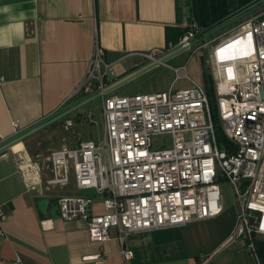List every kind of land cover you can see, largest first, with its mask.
Segmentation results:
<instances>
[{
  "label": "built area",
  "instance_id": "1",
  "mask_svg": "<svg viewBox=\"0 0 264 264\" xmlns=\"http://www.w3.org/2000/svg\"><path fill=\"white\" fill-rule=\"evenodd\" d=\"M195 33L193 25L179 42L186 44ZM196 46V51H211L205 72L213 96L187 74L189 84L183 88H173L177 76L168 90L107 96L111 64L97 44L74 94L101 98V138H78L74 145L50 150L44 158L47 175L37 160L19 150L17 165L31 186L44 182L47 189L64 190L56 196L60 219L84 221L90 240L98 243L117 230L122 264L133 258L125 245L128 235L221 214V179L230 184L238 207L229 242L242 238L262 264L257 241L264 240V10ZM141 55L156 60L157 54ZM92 117V112L86 116ZM74 121L66 118L62 129L70 130ZM12 125L13 135L22 130L18 120ZM163 134L170 135V144L154 147L153 137ZM96 205L101 212H95ZM4 220L0 209L1 236ZM86 259L101 264L99 254ZM9 264L23 262L16 256Z\"/></svg>",
  "mask_w": 264,
  "mask_h": 264
},
{
  "label": "crops",
  "instance_id": "2",
  "mask_svg": "<svg viewBox=\"0 0 264 264\" xmlns=\"http://www.w3.org/2000/svg\"><path fill=\"white\" fill-rule=\"evenodd\" d=\"M183 2L0 0V143L13 136L14 120L24 129L83 98L74 90L97 44L113 78L144 62L142 53L158 54L173 45L167 44L166 35L175 39L185 26L177 18L178 9H185ZM80 115L79 109L63 119ZM33 135L0 150V209L5 215L0 264L16 256L23 264H98L86 259L95 254L101 264H122L115 228L110 239L91 241L84 221L58 217L56 196L64 190L47 189L44 182L31 186L23 176L17 165L19 150L48 174L44 158L49 151L32 155L27 150ZM75 143L64 139L62 146ZM101 211L96 205L95 212ZM197 222L202 221L192 224ZM192 224L128 235L125 245L133 251L128 264H214L219 252L234 242L229 235L206 257L192 259L183 252L185 231Z\"/></svg>",
  "mask_w": 264,
  "mask_h": 264
},
{
  "label": "rangeland",
  "instance_id": "3",
  "mask_svg": "<svg viewBox=\"0 0 264 264\" xmlns=\"http://www.w3.org/2000/svg\"><path fill=\"white\" fill-rule=\"evenodd\" d=\"M187 10V9H186ZM183 21L185 17H182ZM243 19L239 22H242ZM225 29L216 35H211L210 38L200 42L201 45L205 42H210L219 37ZM217 40L211 43L215 46ZM197 46L181 52L165 63H160L155 67L141 73L138 76L131 78L107 96L111 95H132L138 93H152L156 91L168 90L173 80L178 76L179 79L173 85L174 89L186 87L189 81L184 77L186 74L199 83L206 86V72L208 61L211 58V51L207 47H203L196 51ZM179 68L177 72L173 69ZM107 79L113 77L109 72ZM81 115L75 119L73 127L65 131L62 129V119L49 124L34 133V135L26 143L27 150L34 155L36 152L46 153L52 149H58L66 143L77 142V137L82 140L93 139L98 141L102 136L103 131V115L101 98L97 97L80 108ZM92 112V120L86 118L87 114ZM64 120V119H63ZM170 135H156L153 137L154 147L163 148L170 144ZM219 190L223 199V211L215 218L208 219L202 222H197L186 228V244L184 255H191L192 259L196 256L206 257L208 251L218 247L226 237H232L236 228L237 203L230 184L221 179L219 182ZM242 238L234 240L232 244L226 246L225 249L219 252L214 259V264H257L254 256L247 250V247L241 245ZM246 250V251H245ZM244 251L246 253H244Z\"/></svg>",
  "mask_w": 264,
  "mask_h": 264
},
{
  "label": "water",
  "instance_id": "4",
  "mask_svg": "<svg viewBox=\"0 0 264 264\" xmlns=\"http://www.w3.org/2000/svg\"><path fill=\"white\" fill-rule=\"evenodd\" d=\"M264 9V0H254L249 5H246L245 7L238 10L231 18H228L227 21H224L219 26L201 33V35H195L194 37H191L187 40V43L184 44L182 42H178L177 44L173 45L171 48L166 49L165 51L159 53L156 55V60H146L142 62L140 65L135 66L128 70L127 72H124L123 74L118 75V77H114L111 80L107 81L105 93H110L113 90L117 89L127 81L131 80V78H134L138 76L141 73H145V71L155 67L156 65L160 63H165L168 60L172 59L176 55L180 54L181 52L189 49L190 47L198 45L200 42L208 39L211 37V35H215L216 33L224 30L228 27H235L239 21L244 19L245 17L251 15L258 10ZM97 94H92L90 96L83 97L76 102L65 106L64 108H61L60 110L50 114L49 116H46L45 118H42L35 122L34 124L28 126L27 128L22 129L17 134L11 136L10 138L2 141L0 143V150L7 149L11 147L12 145L22 141L27 136L37 132L38 130L42 129L43 127L52 124L56 121H59L63 118H65L67 115L79 110L81 107L92 101L93 99L97 98Z\"/></svg>",
  "mask_w": 264,
  "mask_h": 264
},
{
  "label": "trees",
  "instance_id": "5",
  "mask_svg": "<svg viewBox=\"0 0 264 264\" xmlns=\"http://www.w3.org/2000/svg\"><path fill=\"white\" fill-rule=\"evenodd\" d=\"M252 1L254 0H184L183 7H185V9L183 12L178 9L177 18L179 21L182 17H185V26L178 29V34L175 39H171L169 34L166 35V42L168 45L169 43H173V45L178 43L179 39H181L184 34L188 33L193 25H195V35L199 36L201 33L209 31L219 26L224 21H227L228 18H231L238 10L249 5ZM263 10L264 9H261L257 12ZM230 28L231 27L225 29ZM209 81L210 78L206 74V87L209 95L213 96V89ZM218 138L220 141L225 142V138L221 131H218ZM257 253L261 263L264 264V240L260 239L257 241Z\"/></svg>",
  "mask_w": 264,
  "mask_h": 264
}]
</instances>
